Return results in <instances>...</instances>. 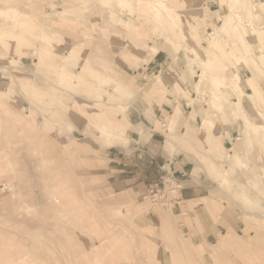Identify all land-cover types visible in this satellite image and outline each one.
Returning a JSON list of instances; mask_svg holds the SVG:
<instances>
[{"label":"rangeland","instance_id":"obj_1","mask_svg":"<svg viewBox=\"0 0 264 264\" xmlns=\"http://www.w3.org/2000/svg\"><path fill=\"white\" fill-rule=\"evenodd\" d=\"M256 81L264 0H0V264H264Z\"/></svg>","mask_w":264,"mask_h":264},{"label":"built area","instance_id":"obj_2","mask_svg":"<svg viewBox=\"0 0 264 264\" xmlns=\"http://www.w3.org/2000/svg\"><path fill=\"white\" fill-rule=\"evenodd\" d=\"M149 188V196L152 199H154L158 203H164L165 206L169 205V197L167 196V194H165L166 188L163 191L159 183L151 184Z\"/></svg>","mask_w":264,"mask_h":264},{"label":"crops","instance_id":"obj_3","mask_svg":"<svg viewBox=\"0 0 264 264\" xmlns=\"http://www.w3.org/2000/svg\"><path fill=\"white\" fill-rule=\"evenodd\" d=\"M227 36H229V37L231 38V40H232L233 37H234V35H232L231 32H230L229 30H227L226 37H227ZM244 65H245V63H244ZM245 66H246V65H245ZM245 83H248V84H249L248 87H247L248 90H253L252 87H250L249 78H248V80H245V79H244V84H245ZM263 83H264V81H262L260 84H258V81H256V85L258 84V86L260 85V87H261V84H263ZM244 84H243V85H244ZM242 89H243V87H242ZM124 140H125V143H127V142L129 141V138L127 137V132H126V135H125V139H124ZM162 156H163V158H164V157H165V158H168L167 155L164 154V150L162 151ZM182 170H185V167H184ZM182 170H181V171H182ZM182 194H183V193H182Z\"/></svg>","mask_w":264,"mask_h":264},{"label":"bare ground","instance_id":"obj_4","mask_svg":"<svg viewBox=\"0 0 264 264\" xmlns=\"http://www.w3.org/2000/svg\"><path fill=\"white\" fill-rule=\"evenodd\" d=\"M157 6H158V4H157ZM158 8V7H157ZM159 8H160V5H159ZM158 8V9H159ZM155 10H156V7L154 8ZM160 10V9H159ZM161 10H163L162 8H161ZM166 14V13H165ZM250 23V22H249ZM237 27H239V26H237ZM229 31L231 32V34H233V35H235V33H236V31L235 30H233L232 28L231 29H229ZM256 31V30H255ZM253 32H254V30H253ZM214 40V39H213ZM247 40V39H246ZM249 43V42H248ZM218 47V46H217ZM219 48V47H218ZM238 54V53H237ZM241 58L239 57L238 59H237V61H239ZM234 89L235 90H237L238 91V93L239 94H243L244 93V96L246 95V93L242 90V88H241V86H239V84H235L234 85ZM243 107H249V104L247 103V101L246 102H243ZM248 113V112H247Z\"/></svg>","mask_w":264,"mask_h":264}]
</instances>
